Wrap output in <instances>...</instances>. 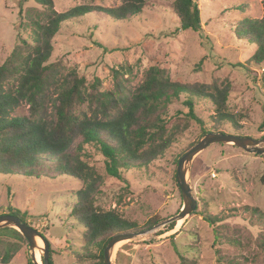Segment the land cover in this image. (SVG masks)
<instances>
[{"label": "rangeland", "instance_id": "rangeland-1", "mask_svg": "<svg viewBox=\"0 0 264 264\" xmlns=\"http://www.w3.org/2000/svg\"><path fill=\"white\" fill-rule=\"evenodd\" d=\"M197 1L202 24L198 32L181 29L175 0H147L142 13L127 20L115 21L102 12H92L64 22L54 37L49 62L60 64L62 76L76 69L88 86L98 77L100 91H114L113 71L119 70L120 81L129 93L156 65L172 80L182 83L216 84L220 88L229 83L227 107L235 120L217 123L213 105L198 101L194 109L203 120L202 128L188 116L186 97L175 99L162 115L169 145L146 166L124 170L128 184L108 175L99 147L80 144L81 138L67 152L82 162L88 182L56 172L30 177L0 170V215L11 208L26 212L27 223L49 240L54 264L92 263L76 258L84 228L72 214L78 192L86 188L91 178L95 179L98 209L116 210L124 218L136 221L143 231L148 230L118 245L115 264H179L174 243L196 264H264V228L253 212L254 208L264 212V155L233 143H214L199 152L187 165V181L197 200L196 210L181 219L179 225L174 221L172 230H167L170 223H163L176 217L184 205L177 182L179 159L209 133L207 130L264 137V61L256 63L253 56L257 46L238 32L244 19L264 16V4L262 0ZM53 3L58 12H64L77 5L116 7L121 0ZM44 10L35 0H0V64L18 45L27 50L24 43L32 44V24L45 18ZM88 107L89 103H85L76 112L89 115ZM50 108L52 102L49 112ZM30 114L26 102L13 112L17 116ZM51 162L45 159L43 166L48 168ZM155 215L163 220L149 228L146 224ZM207 218L216 221L211 223ZM228 238L236 240V244L228 242ZM15 242L19 249L8 264L33 263L25 237H3L0 251L4 252L6 243ZM130 242L133 244L128 245ZM43 247L38 237L35 255L41 254L39 259L36 256L41 264ZM220 256L223 260L219 263Z\"/></svg>", "mask_w": 264, "mask_h": 264}, {"label": "trees", "instance_id": "trees-1", "mask_svg": "<svg viewBox=\"0 0 264 264\" xmlns=\"http://www.w3.org/2000/svg\"><path fill=\"white\" fill-rule=\"evenodd\" d=\"M44 7L45 18L34 21L30 31L32 44L24 43L13 49L0 64V170L4 173L24 174L30 177L48 176L51 172L83 178L88 182L82 162L67 152L75 140L96 144L106 161L108 175L128 184L124 170L144 167L161 154L169 145L166 121L162 118L168 105L185 96L188 116L204 128L203 120L194 109L198 101L209 102L215 109L217 123H235L228 111L230 84L182 83L172 80L159 66H151L145 80L134 92L127 93L120 81V71L114 70L115 90L100 91V78L88 86L85 77L76 69L62 76L60 64L50 63L53 40L62 24L92 12H102L115 21L127 20L142 13L147 0H121L116 7L77 5L58 12L53 0H35ZM264 4V0H262ZM174 10L181 29L201 31V15L197 0H175ZM32 23V21L30 22ZM249 37L257 46L253 59L257 64L264 61V16L261 19H244L238 31ZM102 47L101 44H99ZM90 87V91L88 88ZM56 99H53V96ZM23 102L30 105L29 116L13 115ZM52 102L53 108L49 104ZM89 103L91 112L78 114L77 107ZM215 130V128L211 129ZM207 130L206 132H211ZM45 159H51L48 168ZM76 161V163H75ZM81 165V166H80ZM95 179L91 178L85 189L78 192L72 214L84 228L82 247L76 252L80 261L104 264V249L116 234L143 231L136 221L129 220L116 210H102L95 206ZM258 222L264 228V212L253 209ZM9 214L19 216L27 223L28 215L19 209ZM7 214V213H6ZM163 219L155 215L147 226L153 228ZM215 223V219L207 218ZM172 222L167 230L174 229ZM5 238L24 240L15 228L0 229V240ZM236 244V240L228 238ZM130 242L128 245H132ZM262 246L264 247V239ZM179 264H196L182 254L174 243ZM94 248L98 251H94ZM19 249V244L6 243L0 251V263L8 264ZM125 246L120 248L123 253ZM53 251L51 250V253ZM219 252V251H218ZM51 263L54 264L52 256ZM223 260L220 256L219 263ZM43 261V257H42ZM30 264H33L30 262Z\"/></svg>", "mask_w": 264, "mask_h": 264}, {"label": "water", "instance_id": "water-1", "mask_svg": "<svg viewBox=\"0 0 264 264\" xmlns=\"http://www.w3.org/2000/svg\"><path fill=\"white\" fill-rule=\"evenodd\" d=\"M214 143H233L234 145L245 149L248 152L264 155V137L256 139L250 136H242L239 134H230L225 132H209L196 143L191 149H189L178 162L177 169V182L181 189L182 196L184 198V205L176 217L170 218L163 223H171L186 218L187 215L194 212L197 208V200L192 194V188L187 181V165L194 159V157L204 149L208 148ZM5 227H12L17 229L29 242L32 250L33 264H39L36 260L35 248L37 245V238L39 237L43 243L42 257L43 264L51 263V245L49 240L40 233L39 230L32 227L28 223L22 221V219L14 214H1L0 215V229ZM125 232L114 235L107 243L104 249V264H115L114 255L117 247L121 242L132 240L138 234L147 232Z\"/></svg>", "mask_w": 264, "mask_h": 264}, {"label": "bare ground", "instance_id": "bare-ground-1", "mask_svg": "<svg viewBox=\"0 0 264 264\" xmlns=\"http://www.w3.org/2000/svg\"><path fill=\"white\" fill-rule=\"evenodd\" d=\"M180 222H182V220H179V221H178V225L180 224ZM38 244H39V243H38ZM36 256H37V258L39 259L40 256H41V254H40V253H38V254L36 253ZM38 262H39V261H38ZM39 263H40V262H39ZM40 264H41V263H40Z\"/></svg>", "mask_w": 264, "mask_h": 264}]
</instances>
